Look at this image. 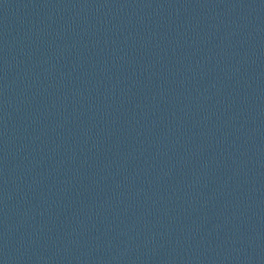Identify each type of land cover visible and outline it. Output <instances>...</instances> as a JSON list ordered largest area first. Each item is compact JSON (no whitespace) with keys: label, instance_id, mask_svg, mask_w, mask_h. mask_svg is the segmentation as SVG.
Segmentation results:
<instances>
[{"label":"water","instance_id":"1","mask_svg":"<svg viewBox=\"0 0 264 264\" xmlns=\"http://www.w3.org/2000/svg\"><path fill=\"white\" fill-rule=\"evenodd\" d=\"M0 264H264V0H204L0 181Z\"/></svg>","mask_w":264,"mask_h":264}]
</instances>
